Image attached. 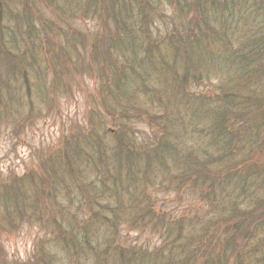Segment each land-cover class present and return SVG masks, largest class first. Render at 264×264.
<instances>
[{
  "label": "rangeland",
  "instance_id": "1",
  "mask_svg": "<svg viewBox=\"0 0 264 264\" xmlns=\"http://www.w3.org/2000/svg\"><path fill=\"white\" fill-rule=\"evenodd\" d=\"M4 1L5 12L17 15L23 10L24 16L27 18L26 21L29 19L27 25L26 21L22 20L20 16L17 18L18 26L23 25L25 28L37 27L35 23H38L37 18L41 17L52 27L61 28L62 30L67 27L72 31L69 36L70 45L62 44L69 52V56L63 63L53 67L50 66L45 51L42 53L38 49L37 56L25 55L21 47L19 49V46L18 48L15 46L18 42L17 38L12 44L13 47L10 48V52L4 56V64L6 65L0 63V190L6 188L8 191L11 188L10 185L13 182L10 183L9 180H6L7 173H11L15 181L20 179L28 181L27 178L22 176L26 170L30 181H28L29 186H24L27 189L25 194L28 198H32L37 195V192L42 194L39 185L47 175L51 178L59 175L62 187L57 191L49 187L48 195L51 194L53 200L57 198L62 207H69V211H72L73 205L77 203L80 205L79 201L89 193L88 183H92V179L96 177L93 173H88L86 164L81 160V149L77 145L79 140L70 136L76 122L79 123V132L85 130V133L87 131L89 135L95 133L97 135L94 136H99L98 138L106 145L110 166L113 168V165H119L121 160L117 156L119 155L118 151L122 148L120 136L124 132L117 126L119 124L117 120L96 112L94 103L97 100L100 104V97L95 98L93 92H97L99 89L102 81L100 76H103V70L99 72L87 61L101 47H104L106 52H110L107 54L114 62L111 60L106 63L108 73L104 72V74L114 73L115 68H119V66L120 69L128 68L135 72V75L132 76L131 89H134L131 93H126L130 87L125 85L121 90L126 94L118 93L117 89H114L112 94L107 90L105 94L108 96L106 97L107 103L114 102V106H117L118 109L127 106L128 117L123 122H125L129 131V138H134V141L137 140L139 144L143 138H148L153 132L156 133V136L165 135L167 128H169L168 135L170 139L173 142H180L184 146L185 153L189 143L195 144L191 141V138H182L178 141V138L181 137V131L185 127L191 126V115L185 122H174L172 119V116L175 118L178 114L174 113L175 110L181 108L182 105L174 99L176 97L174 87L177 85L175 81L170 82L173 77V68L170 67V64L176 63L178 65L177 70H181L180 61H176V57L181 56L180 52L176 51L177 47L181 45L180 43L176 45L179 35L188 38L186 44L190 46V49L187 50L186 54L190 58L189 60H199L201 65L206 64V56L199 53L200 50L193 49L195 44L199 46L198 49L205 44H210L207 38H203L207 30L202 28V25L201 27L196 25L200 19L203 20L198 7L194 5L195 2L198 4L197 0ZM198 1L202 2L201 0ZM261 2L263 0L227 1L222 11L224 25L228 28L230 39L241 43L245 38V33L256 28L254 25L257 22H254L251 14L259 16L257 4ZM205 4L208 3L203 2L202 7ZM111 6L114 8L113 11L117 13L116 17L126 20L129 18L137 23L133 34L122 36L123 39L129 37L132 40L131 46L134 48L132 51L128 47H118L113 43H109L107 47L101 41L104 28L112 33V22L116 17H113ZM246 15H249L248 21ZM204 18L206 19V17ZM14 21V19L9 21L6 18L3 19L2 24L5 22L6 26L9 27V31L15 28L18 37L20 33L16 26L17 22L14 23ZM212 23L215 24V21H212ZM48 27L46 26L47 30ZM30 31L37 33L33 29ZM184 34H187V36ZM56 38L60 42L58 35ZM229 47L233 49L237 46L234 44ZM113 53L115 57H112ZM13 54L14 56L18 55V57L24 56V59L21 60L23 62L21 68L15 67ZM207 56L217 59V64L220 67L226 64L220 54L209 52ZM133 58H135V61ZM78 59L80 66L77 62ZM141 59L145 60L142 65ZM121 64L124 67H121ZM155 65L162 66L164 68L163 72H150L151 75L144 76L141 80L140 72H143L145 67L150 68L155 67ZM167 74L169 77L171 74L169 81ZM156 75H159L158 80L154 77ZM162 75L165 80H163ZM211 75L210 82L192 84V89L197 94L213 95L218 90V84L221 82L222 77L219 74ZM122 80V76H116L107 85L113 87L115 81L120 84ZM143 84L149 87L148 94L139 88V86L142 88L141 85ZM112 96H115V98ZM164 114H167L171 121L167 125L168 127L164 126L162 130L161 125L167 123ZM95 116L101 121L98 118L96 119ZM90 119L93 120V125H91ZM45 156H47L46 168L39 166L38 162ZM72 156L76 161L71 160ZM72 162L78 163L77 176L73 173ZM90 162L91 165L94 163L92 160ZM102 163L107 167L105 162ZM141 165V168L135 169L133 173L125 172V168L122 167L119 169L121 173L116 174L114 170H110L112 168H109L113 176L116 175L117 179H124V181L119 183L117 191L109 190L108 198H100L98 195V202L103 203L105 201V203L110 202V204L116 205L117 213L121 212L120 206H124L126 217L125 215L121 218L115 217L111 222L103 220L106 223L103 225L96 216L95 222L98 223V226H96L95 235H90L89 239L90 243L93 241H95L94 244L102 243L101 249L110 240H115L113 244L116 247V244L121 243L122 240L126 245L130 242L135 249L151 250L152 254L155 255V259H152L155 261L165 257L164 255L168 254L167 252H170V249L163 245L165 242L166 244L169 243L163 236L160 237L165 233L155 228L159 227L157 223L153 226L154 221H157L158 216L169 212L168 209L171 206L182 205L184 207L187 200L191 201L193 196L191 192H188L184 199L181 200L182 197L176 198L175 193L179 187L167 186V189H161L160 181L166 177L163 174L164 171L166 172L165 169L163 171L159 165H157V168L147 166L146 159L144 164L141 163ZM170 168L174 169L171 164ZM131 177L137 178L136 181ZM109 182V180H105L106 184H109ZM144 192L154 198L152 202L151 200L142 199L143 203L154 204L151 209L153 218L148 219L146 226L130 230L123 223L126 220L133 219L134 209L138 207L135 205L141 203L140 195ZM6 195L7 197L12 196L11 193ZM111 206L113 205L108 207ZM238 206L244 209L256 207L247 200L239 201ZM130 208L133 209L128 213L127 211ZM261 211L264 213V209ZM260 213L259 208L256 209L255 214L258 217L253 222L237 219L238 227L234 228L232 225L231 233L237 234V237H234L233 240L230 239L236 247L233 254L226 255L224 258L219 255L220 250L216 251L217 247L221 249L226 246L224 245L225 242H219V239L214 241L217 242L214 244L215 247L209 244L210 241H203L202 244L196 246L186 244V246H182L186 249V252L193 250V254L190 256L191 260H188L187 264H231L237 258L240 264H260L259 262L263 261L261 257H264V217ZM76 215L79 218L78 220L85 216L83 212H78ZM105 215L106 217L110 216L108 212ZM212 215L214 214H211L210 217ZM15 216V203L4 204L0 198V221L13 222ZM124 217L125 219H123ZM170 218L176 219L177 222L181 220L180 232L183 231L186 236H192L196 233L195 227L198 225L196 221L201 226L203 222L206 223L204 220L209 219V211L198 212L193 208L190 211L178 210ZM142 221H144L143 218L138 223ZM51 223L52 221H49L48 224L52 226ZM237 231L239 232L237 233ZM37 232L38 225L34 224L31 228L27 225L14 233L10 232L7 236L0 234V264H70V262H73L71 264H78L79 259L82 264H85L86 258L89 260L92 255L91 252L84 250L81 255L76 256V251L69 249L63 252L59 245L58 247L57 245L52 247L49 253L41 254L37 246H33L39 237ZM198 234L199 231L195 236ZM126 236H128L127 240L123 238ZM259 246L260 249H257L256 247ZM205 248H208L210 256L202 253V251L206 252ZM116 253L111 249L105 254L108 259L106 264H119L117 263ZM185 255L181 249L176 251L175 258L178 264L185 260ZM219 259L223 262H218ZM225 259H228L227 263ZM209 260L212 261L209 263ZM140 264H145V262L142 261Z\"/></svg>",
  "mask_w": 264,
  "mask_h": 264
},
{
  "label": "trees",
  "instance_id": "2",
  "mask_svg": "<svg viewBox=\"0 0 264 264\" xmlns=\"http://www.w3.org/2000/svg\"><path fill=\"white\" fill-rule=\"evenodd\" d=\"M201 1L197 0L198 4L194 3L198 7V11L201 12V17H203V20L200 19L196 25L197 27L202 25V28L207 30L203 38H207L210 44H205L200 49L195 44L193 49L200 50L199 53L206 56V64L201 65L199 60H189L190 58L186 54L187 50L190 49V46L186 44L188 38L182 37V35H179V39L176 41V45H179L178 43L181 44L176 49L181 54L180 57H176V61H180L181 70H177L178 65L176 63L170 64V67L173 68V70L170 68L173 71V77L170 82L175 81L177 85L174 87L176 91L174 92L176 96L174 99L182 105L181 108L175 110L174 113L178 114L175 118L172 116V119L174 122H185L191 115V126L185 127L181 131V137L180 139L178 138V141L182 140V138H191V141L195 144L189 143L185 153L184 146L180 142H173L170 139L168 135L169 128H167L165 135L156 136V133L153 132L148 138H143L139 144L137 140L134 141V138H129V131L125 122H123L128 117L127 106L118 109L117 106H114V102L107 103L106 97L108 96L105 94L107 90L112 94L114 89H117L120 94L131 93L134 89H131V84L133 81L132 76L133 74L135 75V72L128 68L120 69L119 66V68H115L114 73L110 75L104 74V72H107L106 63H109L112 59L107 54L110 52H106L104 47H101L87 60L99 72L103 70V76H100L102 81L99 89L97 92H93L95 98L100 97V104L94 98V106L96 107V112L102 116H111L113 120H117L119 122L117 126L124 132L120 136L122 148L118 151L119 155L117 156L121 162L119 165H113L114 167L112 168L108 159V148L98 138L99 136H94L97 135L95 133H93L94 135H89L87 131L85 133V130L79 132V123L76 122L70 136L79 140L77 145L81 149V160L86 164L88 173H93L96 177L92 179V183H88V192L90 194L88 193L87 196L79 201L80 205L79 203L73 205L72 211H69V207H62L58 203L57 198L53 200L51 194L48 195L49 187L56 191L62 187L59 175L54 178L47 175L39 185L42 194L37 192L36 196L28 198L25 194L27 189L24 188V186H29L28 181H30L26 170L22 176L27 178L28 181H24V179L15 181L11 173H7L6 180L13 183L8 191L6 188L0 190V198L4 204L15 203L16 216L13 222L0 221V234L7 236L10 232L14 233L27 225L31 228L32 225L36 224L38 225L37 233H39V237L33 246H37L41 254L49 253L52 247H56V245L57 247L59 245L62 249L60 250L63 252L69 249L76 251V256L87 250L92 255L89 260L86 258L85 264H106L108 259L105 254L111 249L117 252V263L119 264H140L142 261L145 264H178L175 255L176 251L181 249L186 254L185 260L181 264H187L188 260H191L190 256L193 254V250L186 252V249L182 247L183 245L191 244L196 246L202 244L203 241H210L209 244L215 247L216 245L214 244L217 242L214 241L217 239H219V242H225L224 245H226L221 249L217 247L216 251L220 250L219 255L224 258L226 255L233 254L236 247L231 241L234 237H237V234H232L231 228L233 226L234 228L238 227L237 219L239 221L253 222L258 217L255 214L258 208L261 216L264 217V213L261 211L264 209V0L257 4L259 16L251 14L254 22H257L254 25L256 28L245 33V38L241 43H237L234 39L228 37V28L224 25L222 9L226 6L228 0ZM203 2L208 4L202 7ZM4 4L5 1L0 0V63L6 65L4 64V56L10 52V48L13 47L12 44H14L16 38L18 42H16L17 45L15 46L17 48L19 46V49L22 48L21 50L25 55L37 56L38 49L42 53L45 51L46 59L52 67L65 61L69 56V52L62 44L70 45L69 36L72 31L70 28L57 29L47 24L41 17L37 18L38 23H35L37 27L25 28L23 25L18 26L17 18L21 16L22 20H27L26 16H24V11L22 10L17 15H11L9 12H5ZM111 9L113 17H116V11H113L114 8L112 6ZM108 13L110 12L108 11ZM6 18L9 21L14 19V23L17 22L16 26L20 33L18 37L15 28L9 31L6 23L2 24L3 19L5 20ZM246 18L248 21L249 15H246ZM28 21H26L27 25ZM212 21H215V24ZM46 26H49L48 30ZM136 27L137 23L135 20L116 17L112 22V33L107 28H104L101 41L107 47L109 43H113L118 47H128L132 51L134 49L131 46L132 40L129 37L123 39L122 36L133 34ZM32 29L36 30L37 33L30 31ZM57 35L60 42L57 41ZM184 35L187 36V34ZM234 44L237 47L233 49L229 47ZM209 52L220 54V57L226 61L225 66L220 67L217 64V59L207 56ZM13 58H15V67L21 68L23 65L21 60L24 59V56L18 57V55H15ZM133 59L135 61V58ZM141 60L142 65L145 60ZM12 62L14 61L12 60ZM77 62L80 66L79 59ZM121 67H124V65L122 66L121 64ZM163 69L162 66L158 67L157 65L150 68L145 67L144 71L140 72V79L143 80L144 76L151 75L150 72L153 71L162 73ZM211 74H219L222 77L221 82L218 84V90L213 95L197 94L192 89V84L210 82ZM159 75L154 76L156 80L159 79ZM116 76L123 77L120 84L115 81L113 87L107 85ZM170 77L167 74L168 81ZM162 78L165 80L163 75ZM125 85L130 87L126 93L121 90ZM141 86L142 88L140 86L139 88L148 94L149 91L147 90H149V87L146 84ZM28 97L30 99L29 94ZM112 97L115 98V96ZM93 112L95 113L94 110ZM164 115L167 123L161 125L162 130L171 121L167 114ZM119 118L121 120H118ZM98 120L100 119L98 118ZM90 122L93 125V120L91 121L90 119ZM145 159L147 166L157 168V165H159L163 171L164 169L166 170V172H163L166 177L160 181L161 189H167V186L179 187L175 197H182L181 200L184 199L188 192H191L193 196L191 201L187 200L184 207L182 205L171 206L168 209L169 212L158 216L156 218L157 221H154L153 226L157 223L159 227L155 228L165 233V235H160V237L163 236L169 243L166 244L165 242L163 245L170 249V252L164 255L165 257L155 261L152 259H155V255L152 254L151 250L135 249L130 242L126 245L122 240L121 243L116 244V247L113 244L115 240H110L101 249L102 243L94 244L95 241L90 243L89 239V236L95 233L96 226H98V223L96 224L95 222L96 216L103 225L106 224L103 220L111 222L115 217L121 218L123 215L126 217L124 206L121 205V212L117 213L116 205L110 204L108 200L109 203H105V201L103 203L98 202L99 196L100 198H108L109 190L117 191L119 183L124 181V179H117L116 175L113 176L109 168H112L110 170H114L116 174L121 173L119 169L122 167L125 168V172L133 173L135 169L141 168V163L144 164ZM46 160L47 156L41 158L38 161L39 166L46 168ZM71 160H75L74 156H72ZM90 160L94 162L92 165ZM102 162H105L107 167ZM72 163L73 173L77 176L78 163ZM170 164L174 169L170 168ZM131 178L135 179V181L137 179ZM105 180H109V184H106ZM75 189L77 190L76 187ZM7 193H11L12 196L7 197ZM142 199L151 200V202L154 200L145 192L140 195L141 203L135 205L138 207L134 209L133 219L126 220L123 223L130 230L146 226L148 219L153 218L151 209L154 204L143 203ZM241 200H247L250 204L256 205V207L244 209L238 206V202ZM109 204L113 206L108 207L110 206ZM191 208L193 210L196 209L198 212L209 211V219L204 220L206 223L203 222L202 226L195 220L198 224L195 227V232L199 231L197 236H195L196 233L192 234V236H186L183 231L180 232L181 226L179 225L181 220L177 222L176 219L170 218L178 210L190 211ZM107 209L108 211H106ZM131 209L133 208H130L127 212L130 213ZM78 212H83L85 215L81 220L77 218L76 214ZM107 212L110 214L108 217L105 215ZM211 214L214 215L210 217ZM142 218L144 221L138 223ZM49 221H52V226L48 224ZM123 238L127 240L128 236ZM96 239L101 240L99 238ZM230 239L232 240L230 241ZM256 248L260 249V246ZM205 249L206 252L202 251V253L209 255L208 248ZM261 258L263 261L259 263L264 264V257ZM225 260L227 263L228 259ZM210 261L212 260H209V263ZM81 262L79 259L78 264H82ZM218 262L223 261L219 259ZM237 263L240 264L238 258L231 264Z\"/></svg>",
  "mask_w": 264,
  "mask_h": 264
}]
</instances>
